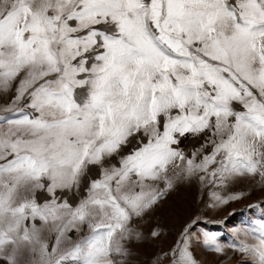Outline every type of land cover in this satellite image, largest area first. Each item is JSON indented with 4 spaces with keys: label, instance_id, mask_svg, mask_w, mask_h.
I'll list each match as a JSON object with an SVG mask.
<instances>
[{
    "label": "snow or ice",
    "instance_id": "obj_1",
    "mask_svg": "<svg viewBox=\"0 0 264 264\" xmlns=\"http://www.w3.org/2000/svg\"><path fill=\"white\" fill-rule=\"evenodd\" d=\"M9 92L0 264H127L138 221L177 181L264 186V0H0ZM187 135L204 139L190 154ZM246 195L211 191L209 206ZM195 223L170 264H198ZM231 235L200 234L264 264V214Z\"/></svg>",
    "mask_w": 264,
    "mask_h": 264
},
{
    "label": "rangeland",
    "instance_id": "obj_2",
    "mask_svg": "<svg viewBox=\"0 0 264 264\" xmlns=\"http://www.w3.org/2000/svg\"><path fill=\"white\" fill-rule=\"evenodd\" d=\"M12 94L0 93V107L8 104ZM203 142V137L187 135L182 139L180 148L190 154ZM132 147L129 145L125 151H130ZM96 174L94 170L93 175ZM257 179L238 178L227 188L202 184L198 176L177 181L155 210L138 221L145 238L128 244L130 255L127 264H170L171 256L163 254L176 246L185 227L193 221L196 223L192 229V250L198 264H247L251 258L231 248L226 247L223 254L209 250L203 245L200 234L204 231L220 233V242L227 245L233 240L231 233L234 228L246 226L249 218L254 220L264 214V186ZM211 191H220L222 195L235 192H245L247 195L227 204L210 207ZM250 205H256L255 209ZM154 228L160 230L159 237L150 235ZM50 241H54V235Z\"/></svg>",
    "mask_w": 264,
    "mask_h": 264
}]
</instances>
